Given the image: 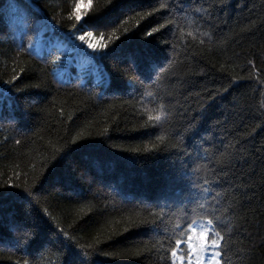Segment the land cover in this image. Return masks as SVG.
Returning <instances> with one entry per match:
<instances>
[{
    "label": "trees",
    "instance_id": "obj_1",
    "mask_svg": "<svg viewBox=\"0 0 264 264\" xmlns=\"http://www.w3.org/2000/svg\"><path fill=\"white\" fill-rule=\"evenodd\" d=\"M76 3L0 0V186L20 185L0 200V264H64L69 245L173 264L193 209L221 264H264V0H91L79 22ZM88 31L108 47L83 81L58 45L30 48L50 33L90 52Z\"/></svg>",
    "mask_w": 264,
    "mask_h": 264
},
{
    "label": "snow or ice",
    "instance_id": "obj_2",
    "mask_svg": "<svg viewBox=\"0 0 264 264\" xmlns=\"http://www.w3.org/2000/svg\"><path fill=\"white\" fill-rule=\"evenodd\" d=\"M91 0H89V3L85 4L84 0H77V3L75 5L74 14H75V20L77 22L81 21L82 19V9L85 11L90 6ZM162 8L166 7V5L161 4ZM155 11V10H154ZM167 23V22H166ZM164 25L161 24L160 28H163ZM73 28H75V25H73ZM128 29H125V32H127ZM158 31L157 28L153 27L150 31L146 32V36H151L153 33H156ZM101 36L103 34L101 33ZM91 38V39H86ZM75 39H77L80 42H83L87 46L88 49L92 50L94 53H102L104 49L108 47V45L103 41V39L96 40V38L93 36V32L88 31L84 32L82 35L76 36ZM111 39V37L109 38ZM61 59L60 56H56L53 63L56 61H59ZM23 71V69H21ZM20 73H16L11 77L10 80L7 81L8 85H12L14 81L17 80ZM110 85V81H109ZM30 87H40L39 84L36 85H25L24 88H30ZM24 88H16V93H23ZM163 106H161L162 108ZM166 114L161 110L157 112L156 115L149 114L148 121L149 122H161ZM163 137H158V139H162ZM79 139V137H77ZM151 147H156L155 144L151 145ZM10 184V182H9ZM16 187H20V185H11V186H0V200H2L5 196H8V190L13 189ZM200 209L204 208V205H199ZM194 215H196V219H192L190 222L186 219L185 224L186 228H184V231L181 232V235H187L186 241L176 240L175 244L177 247H173L171 249V256L173 258V261L179 260L180 264H184L185 260H187V264H193V256L195 257L194 264H221V252L217 249H220L222 247L223 243V237L221 236L220 231L214 230L216 225L214 224L213 219H201L199 213L196 209H193ZM216 221H220V217H216ZM139 223H146V221H140ZM129 227L136 226L134 224H129ZM178 229L182 228L183 225H178ZM153 229L155 230V225H153ZM194 234V235H193ZM64 236L67 237L68 234L64 233ZM99 243V241H97ZM182 243H187V257L184 255L178 256L179 247L182 246ZM68 250L66 252V259L64 264H94V261L89 259V256L91 253L89 251L84 250V246L79 245H69L67 246ZM89 249H92V245L88 246ZM206 253H210V255L206 256ZM107 255V253H105Z\"/></svg>",
    "mask_w": 264,
    "mask_h": 264
},
{
    "label": "rangeland",
    "instance_id": "obj_3",
    "mask_svg": "<svg viewBox=\"0 0 264 264\" xmlns=\"http://www.w3.org/2000/svg\"><path fill=\"white\" fill-rule=\"evenodd\" d=\"M43 37V40L41 38ZM54 43L55 45H58L61 49H63L66 54L64 55V65L67 66L69 69V74H78L80 76V80L83 81V74H88L90 71H92V74L94 77H96L95 69H96V61H97V53L90 52H84L83 50H78L77 46L79 44L75 42L74 47L70 48H64L65 44H69V41L67 39H62L56 34H47L45 36L39 34L34 41V43L30 46V48L33 47H39L40 52L44 51V49H48L49 46ZM74 67L72 69L71 67ZM58 72V71H57ZM56 72V73H57ZM68 74V75H69ZM64 77V76H63ZM67 78V77H66ZM66 78H60V79H66ZM184 255L187 257V243L179 247L178 256ZM206 256L210 255V253H206ZM195 261V257L193 256V264ZM174 264H180V261L177 259L173 262ZM184 264H187V260H185Z\"/></svg>",
    "mask_w": 264,
    "mask_h": 264
}]
</instances>
